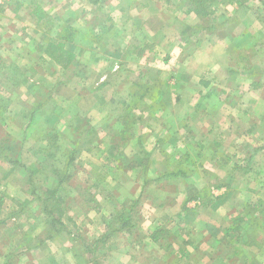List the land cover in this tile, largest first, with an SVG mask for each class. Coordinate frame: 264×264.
<instances>
[{
  "label": "rangeland",
  "instance_id": "374dc122",
  "mask_svg": "<svg viewBox=\"0 0 264 264\" xmlns=\"http://www.w3.org/2000/svg\"><path fill=\"white\" fill-rule=\"evenodd\" d=\"M187 1L0 0V264H175L181 248L190 256L178 264H199L194 244L205 245L208 261L229 251L231 264H240L249 256L240 242L215 249L206 244L214 234L203 229L233 222L250 253H261L250 264L264 262V216L253 214L247 229L236 216L246 200L213 207L222 192L264 201V189L246 183L250 153H234L232 134L211 147L218 132H242L245 121L228 125L200 104L202 96L230 95L228 80L205 70L224 58L225 50L202 51L212 36L228 37L227 46L220 42L228 56L242 55L230 64L233 78L248 90L259 82L264 0H212L216 12L206 19L187 13ZM60 39L75 54L68 69L37 49ZM217 123L222 130H213ZM252 137L241 142L258 144ZM179 161L184 177L169 178ZM25 168L35 169L33 194ZM55 191L63 231L34 198ZM192 193L197 201L183 206ZM129 212L134 228L116 233L115 217ZM154 232L169 252L150 241Z\"/></svg>",
  "mask_w": 264,
  "mask_h": 264
},
{
  "label": "crops",
  "instance_id": "0c3cea01",
  "mask_svg": "<svg viewBox=\"0 0 264 264\" xmlns=\"http://www.w3.org/2000/svg\"><path fill=\"white\" fill-rule=\"evenodd\" d=\"M118 10L120 11L121 8H118ZM126 8H123V11H126ZM212 35V33L210 34ZM219 39V40H218ZM222 40V41H220ZM227 41H228V37H225V39L219 36H212L210 38L207 39L206 44L203 46L202 51H210V50H214V49H218V53L223 52L225 50L224 53V58L219 60L221 62V64L219 66H221L218 69H213L214 67H219L216 66L215 64H211L212 67H207L205 70H210L213 74L214 77L217 79V75L222 74L225 77V81H227V84L223 87V89H227L228 93L230 95H222L220 94L217 97H213V98H208L205 96L201 97V102L200 104L202 105V111L204 110L205 113L207 115L211 114V111H213L214 115L218 116V119L220 117L221 119H224L225 121H228V125L229 123H234L239 121V119H241L242 121H245V128L243 129L242 127V132H240L239 129L236 128L235 131H231L229 130H222V128H220V124L217 123L214 127L213 130L216 131L217 129L222 130V132H218L216 134L215 140H213L211 147H213V149H217L219 148L220 144L222 143V141L224 140V136L227 135L229 136L230 134H232V138H233V144L232 147L234 148L235 152L234 153H240L243 151H246L248 153H250V155L247 158V163L251 164L254 168V171L252 172H246L245 176L248 177V180L246 183L248 184H252L254 183L255 185L259 186V188L264 189V70H262L259 74H260V80L259 82H256V84H252L249 86V90L246 87L245 82H240L238 80H236L235 78L232 77V74H230L231 70H230V64L232 62H238L241 60L242 55H239L237 58L238 59H234L232 56H228L227 55ZM220 42H224L226 44L225 48L223 49V51H221V43ZM218 43V44H217ZM262 55L264 56V44L262 45ZM198 54L196 55V60H198ZM213 60V57H211L210 60H206L204 63H207L206 66H208ZM215 60V61H218ZM200 62V61H199ZM214 62V61H213ZM201 67V66H200ZM240 73H243L244 70H236ZM247 73V71L243 74L245 75ZM242 75V76H243ZM241 76V77H242ZM221 81V80H219ZM234 82V83H233ZM206 87H208V84H205ZM244 92H253L252 97H244ZM224 107L231 109L230 112H227L226 114H223V112L221 113V111L224 109ZM243 107V109H242ZM240 112L239 114H236V112ZM204 115V116H207ZM204 116H202V118H204ZM199 117V115L197 116ZM202 118H200L199 122H204L202 120ZM239 118V119H238ZM191 119V118H190ZM227 126V125H226ZM188 129V128H186ZM190 131V133L188 135H191V133L193 131H195L194 128L192 129H188ZM193 134V133H192ZM253 134V137L258 144L253 145V146H246L244 144L243 140L241 142V139H244L246 136H250ZM184 139V137H182V140ZM178 141V139L173 138L171 141ZM193 141V140H192ZM244 144V145H243ZM199 145V144H198ZM208 147V146H207ZM252 147V151H249V148ZM221 151L220 149H218V152ZM233 168H235V165H233ZM251 194V193H250ZM250 194H244L243 198H238L232 194H224V192L221 193V196H219L220 194L215 195V200L214 202H217V204H214L213 207H216L217 210L218 208V201L220 203V206L222 205V202H226L229 201L230 205H237L240 204L242 202H237L236 204H233L232 201L236 200V201H245V205L248 208L252 202H257L260 199H256L254 198V195H250ZM263 201V200H261ZM212 202V201H211ZM264 203V201H263ZM248 204V205H247ZM250 208V207H249ZM232 209L234 210L235 208L232 207ZM240 214L239 212L237 213V215ZM236 215V216H237ZM230 215H228L229 217ZM243 218V215L239 216V218ZM246 218H244L245 220ZM245 224V223H244ZM245 227L247 229H253L249 228V226H247L245 224ZM204 233H210V234H214L213 237H206V239L209 241L206 244L208 246H215V249L218 248L219 246H223L219 249H226L228 248L231 244L233 245L235 242H240V249L241 251L244 252H248L249 256L245 257L243 260L240 261V264H250L251 262H254L253 260H256V258L261 254L259 253V250H254L253 253L251 252V245H249L247 243L245 234L243 231H241V229H234V225L231 224V226L229 227H220L219 224H214V225H210V226H204ZM257 231V230H255ZM236 232L237 234V238H233L232 237V233ZM217 233H221V238L219 236L215 237V234ZM240 233V234H239ZM199 244V243H198ZM203 244H199L198 245V255L200 258H202V261H200L199 264H205V260H207V255L201 253L203 248ZM172 247H170L171 249ZM227 250V249H226ZM189 252V250H188ZM178 255V253H177ZM229 251L228 253L222 257L219 254H213L210 255V259L209 261L207 260L206 264H217L218 259L217 257H221V263L222 264H231V260L229 261V259L232 257ZM179 259H176V263L178 264V262L180 260L186 259V258H180V255H178ZM206 257V258H205ZM213 257V258H212ZM117 258L120 261V258L117 256ZM159 259H164V258H159ZM163 261V260H161ZM189 261V258L186 259V262ZM150 264V263H149ZM255 264H264L263 260L260 262H257Z\"/></svg>",
  "mask_w": 264,
  "mask_h": 264
},
{
  "label": "trees",
  "instance_id": "16d2710c",
  "mask_svg": "<svg viewBox=\"0 0 264 264\" xmlns=\"http://www.w3.org/2000/svg\"><path fill=\"white\" fill-rule=\"evenodd\" d=\"M225 1L228 3V5H234V4L240 5V2L238 0H225ZM211 3H212V0H188L187 4H186L187 5V13H193L195 16H197L199 18L206 19L207 17H209L210 15H212L216 12V9L213 8V6H211ZM263 4H264V2H263ZM40 9H41V7L35 5L36 15L41 18L42 12ZM65 32H67V31L64 30L61 34H64ZM67 46H68V44H67L66 40L60 39V40H56L53 42H48L44 45L39 44L37 49L39 51L43 52L44 55H46L48 58L52 59V61L54 62V64L56 66H59L62 69H68L76 59H75L74 52L72 50H70L69 47L67 48ZM146 49L151 51L152 48H149L146 46ZM158 142L161 143L160 141H158ZM3 151H7V150L5 148H3ZM186 159H187V156H186ZM235 166H237V165L235 164ZM176 167H178L176 169L177 171L174 170V171H170L168 173L169 178L170 177H178V176L184 177V175H185L184 171L185 170L180 165V161H179V164L176 165ZM25 172H26V175L28 177L27 178V184L30 185L31 194H33L34 193V187L32 186V181H33V176L35 175V169L25 168ZM56 195H57V192L55 191L51 196L46 197L44 200H41L38 197H34V198L38 199V201L42 205V213L44 214V216L47 219L50 226L52 228H55L57 225H59L61 227V229L59 228L57 231H60V230L63 231L64 227L61 224V222H59V217H57L58 215L61 216V214H60L61 212H59L60 204L56 200ZM198 198H199V196L197 193L196 194L195 193L190 194L188 196L187 200H185L183 206H186L187 203H189V202L197 201ZM2 200H3V197L0 196V206L2 205ZM52 202H53V205H52ZM54 202H57V203L54 205ZM249 207L244 212L243 218L240 217L241 218L240 221H242L241 223H245L247 226H249V228H252V225H250V222L255 221V217H252L253 214H257V211H258V214H260L261 216H264V203H263V201L259 200L257 202H254ZM55 209H56V212H55ZM131 215H132V213H130V212L128 214H125V213L117 214V216L115 217L118 219V221L116 219L117 224H118V228L115 229L116 233H119V232L125 231V230H130V229L134 228V225L132 224ZM239 216H240V214L237 215V218H239ZM244 218H246V219L244 220ZM231 224L234 225V222ZM262 226H263V224H262ZM156 233L157 232H154L150 236H148L150 238V241L154 244H157L158 248H161L165 252L170 250V247H171L170 244H166L165 246H163L161 244V246H159L158 243L160 242V238L157 236ZM188 245L192 246L190 243ZM197 249H198V246L194 244V246L192 247V250H197ZM178 255H180V258H186L187 259L190 256V252H188L184 248H181L180 251H178Z\"/></svg>",
  "mask_w": 264,
  "mask_h": 264
}]
</instances>
